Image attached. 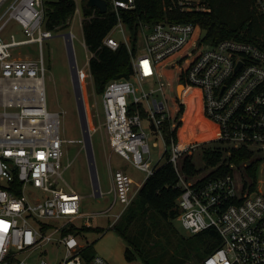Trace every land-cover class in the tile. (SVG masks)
I'll list each match as a JSON object with an SVG mask.
<instances>
[{
	"label": "built area",
	"instance_id": "built-area-1",
	"mask_svg": "<svg viewBox=\"0 0 264 264\" xmlns=\"http://www.w3.org/2000/svg\"><path fill=\"white\" fill-rule=\"evenodd\" d=\"M105 1L116 23L103 44L115 50L124 43L133 74L106 83L103 124L111 149L143 171L144 178L136 183L124 170L113 171V202L104 210L83 211V197L62 175L61 112L50 110L46 101L42 46L53 33L44 25V1L11 0L0 11V78L10 80L4 87L9 97L0 110V264H109L91 251L90 243L81 242L86 232L81 226L109 217L117 203L121 209L113 222L119 220L143 182L164 162L172 163L182 188L177 219L191 234L213 228L221 237V245L203 264H264V192L251 191L241 173L237 178L240 170L234 164L232 173L218 176L209 175L214 166L193 175L183 168L186 155L209 145L264 153V50L232 38L201 41L194 24L184 21H140L133 33L122 10L133 9L135 0ZM175 2L181 10L209 9L194 0ZM75 4L74 18L81 14L79 0ZM253 6L264 20V0H253ZM12 21L22 28V38L14 33L4 37ZM69 33L72 42L74 34ZM31 43L38 45V57L14 53ZM83 45L89 63L93 53ZM172 69L177 82L168 80L174 77ZM178 83L184 84L181 95ZM188 100L198 102L194 112L204 121L205 138L195 133L180 139ZM151 139L156 140L153 147H159L157 141L164 147L157 162L152 161ZM78 141L86 149L85 140ZM93 189L96 197L105 195L98 175Z\"/></svg>",
	"mask_w": 264,
	"mask_h": 264
},
{
	"label": "trees",
	"instance_id": "trees-1",
	"mask_svg": "<svg viewBox=\"0 0 264 264\" xmlns=\"http://www.w3.org/2000/svg\"><path fill=\"white\" fill-rule=\"evenodd\" d=\"M201 2L209 9L181 10L175 0H135V7L131 10H122V17L133 33L140 21L149 23L163 20L184 21L194 24L196 36L206 29L208 31L206 40L212 43L232 38L252 42L264 50V20L256 14L253 0H202ZM75 6V0L46 1L44 4L45 27L56 31L57 27L67 26V21L75 12ZM81 11L84 16L83 41L88 51L93 53L88 63L89 71L95 90L101 94L108 81L131 78L133 69L130 55L124 43L115 50L103 44V39L116 23V16L113 13L109 10L100 13L97 8L86 7L84 3ZM183 75L180 77L181 81H184ZM183 110L182 105L180 113ZM253 157L254 152L243 147L228 149L209 145L201 151L203 163L206 166L216 167L209 173L210 176L232 173L230 164L238 167L243 162L253 160L246 165L244 172L249 178L251 177L248 180L249 183L255 182L260 161V159L254 160ZM183 168L188 175L196 174L201 170L195 165L192 155L185 156ZM249 188L253 190L252 184ZM181 192L179 177L171 162L158 165L153 174L143 182L135 200L123 212L121 219L113 225V227L118 226V234L125 243L129 244L125 247L128 258L141 255L145 261L148 258L152 262L161 264L165 257L168 259L166 263L174 262V256H167L166 250L162 249V253L158 254V250L155 249L157 241H152V230L154 229L162 237L166 230L162 225H158L161 227L157 228L159 221L153 217L152 212L169 227L170 231L172 221L179 214L177 199ZM149 212L151 214H148ZM145 218H150V221L146 222ZM84 229L89 230V227ZM189 241L194 248L193 258L195 257L202 264L204 258L216 250L222 242L218 232L213 228L194 233ZM159 244L162 243L159 242ZM176 262L195 264L191 261L186 263L184 260Z\"/></svg>",
	"mask_w": 264,
	"mask_h": 264
},
{
	"label": "rangeland",
	"instance_id": "rangeland-1",
	"mask_svg": "<svg viewBox=\"0 0 264 264\" xmlns=\"http://www.w3.org/2000/svg\"><path fill=\"white\" fill-rule=\"evenodd\" d=\"M11 0H0V11L4 9ZM44 4L46 1L54 0H43ZM198 4H202V0H194ZM85 0H79L80 6ZM200 2V3H199ZM202 7V6H201ZM203 9V8H202ZM84 19L82 11L80 16L74 15L67 21V26L57 27L56 31H52V37L45 39L42 46V55L46 64V74L44 79L45 92H46V101L47 106L50 110L60 111L61 112V132L62 137L65 139L63 144L64 156L62 159L63 167V178L65 181L73 187L82 197V205L84 212H92L97 210L106 209L114 199L113 193L109 192L110 189V178L111 173L117 169H122L128 173L136 183H140L144 178V172L140 169L133 166L128 160L124 159L117 153H115L109 146V142L105 133V126L103 124V108H102V95L95 90L93 78L89 71V65L86 56V48L83 45V31L80 24V18ZM74 18V19H73ZM12 22L8 24L5 29L6 34L10 31H15ZM73 32L74 38L72 41V48L74 56L76 59L77 68L79 70V79L80 86L83 96L84 109L86 112L87 122L89 133L92 143V151L94 158V165L96 173L98 175L100 186L105 192V195L96 197L93 194V183L90 172V167L87 159L86 149L83 147V142L78 141L83 140V132L81 127V122L79 118L78 105L75 97L74 86L71 76L70 60L68 55V50L66 47L64 33ZM126 34H129L128 30L125 31ZM18 34V33H17ZM20 34V33H19ZM113 36L117 39L123 40V35L120 33H113ZM14 53L19 56L29 55L31 57L39 56L38 45L35 43L19 46L15 49ZM171 71V70H170ZM169 72V74H171ZM174 77H168L170 82H177V70L172 69ZM181 81V80H180ZM10 84V80L0 78V110L4 99L9 97L8 93L4 92V87ZM178 83L177 91L179 88ZM183 90V89H182ZM182 90L178 92L179 95L182 94ZM165 92L167 95L171 93L169 88L166 86ZM198 102L195 100L191 101V110H189V115H186L188 106L184 114L186 115L183 120L182 128L180 129V139L192 135H199L203 137L206 133V129L202 127L204 121H201V116L199 113H195L196 106ZM186 118V119H185ZM201 127V128H200ZM185 132H184V129ZM182 131L184 132L183 134ZM205 137V136H204ZM204 140V139H201ZM201 140H196L201 141ZM155 139L150 140V145L152 146L155 143ZM159 147L152 146V161H159L161 154L163 152V145L160 141H157ZM193 161L195 165L201 169L200 173L207 172L213 166H206L201 158V150L196 149L192 151ZM254 160L260 159L258 162L257 169V178L252 184L253 190L257 192H264V153H254ZM164 159L161 160L163 162ZM253 160H248L241 163L237 168L236 177H239L241 173L243 180L247 181L251 179L249 176L244 173L246 171V165H249ZM70 162L69 165L67 163ZM134 190L138 189L137 184L133 186ZM252 188V187H251ZM137 197V193L134 196V199ZM121 209V205L117 203L114 208L111 210V215L107 218H92L90 219V224H84L81 227L88 228L83 237L82 243H90L91 251L97 255L104 257L109 264H160L152 262L147 258L145 261L141 255H135L132 258H128L125 254V247L129 244L118 234V226H110L114 220V214ZM148 214H151L150 212ZM153 214V217L156 218L159 222L157 223V228L162 225L165 227V235L162 237L156 233L153 229V234L151 235L152 241H157L156 248L158 254L162 253V249L166 250L167 256H174V262H168L167 258L164 257V262L161 264H181L176 261L184 260L186 263L193 262L195 264H202L198 262L194 255V248L190 245L191 234L185 227L182 225L181 221L177 218L172 221V229L169 231V227L159 218L156 214ZM123 215V213H122ZM121 215V217H122ZM120 217V219H121ZM119 219V220H120ZM146 222L150 221V218H145ZM118 220L113 222L115 225ZM102 229L101 231L90 229ZM118 228V230H117ZM85 230V229H84ZM173 230V231H172ZM179 237V238H178ZM166 241V242H165ZM163 246H161L162 244ZM133 248V247H132ZM134 252V250H133ZM174 254V255H173Z\"/></svg>",
	"mask_w": 264,
	"mask_h": 264
},
{
	"label": "water",
	"instance_id": "water-1",
	"mask_svg": "<svg viewBox=\"0 0 264 264\" xmlns=\"http://www.w3.org/2000/svg\"><path fill=\"white\" fill-rule=\"evenodd\" d=\"M86 7L90 8H97L100 13H105L107 12V3L105 0H85L84 2ZM208 31L206 29H203L200 33V40H204L207 37ZM65 37V42H66V47L68 50V55H69V60H70V68H71V76H72V81H73V86H74V92H75V97L78 105V111H79V118L81 122V127H82V132H83V139L86 142V153H87V159L90 167V172H91V177H92V183L93 187L97 186V174H96V169L94 165V158H93V149L91 145V137L89 133V128H88V122H87V117H86V112L84 109V104L82 102V91L79 83V77H78V71L76 67V60L72 48V42L69 41L67 38L69 37L70 33L66 32L63 34ZM184 88V84L181 83L178 88V92H180Z\"/></svg>",
	"mask_w": 264,
	"mask_h": 264
},
{
	"label": "crops",
	"instance_id": "crops-1",
	"mask_svg": "<svg viewBox=\"0 0 264 264\" xmlns=\"http://www.w3.org/2000/svg\"><path fill=\"white\" fill-rule=\"evenodd\" d=\"M8 5V4H7ZM3 10V9H2ZM12 24H13V27L16 29L15 31H10L8 34L4 33V37L7 38L9 37V35L11 33H14L16 35V37L19 39V38H22L23 37V31H22V28L14 21H12ZM18 33V34H17ZM20 33V34H19ZM26 57H28L29 55H25Z\"/></svg>",
	"mask_w": 264,
	"mask_h": 264
},
{
	"label": "bare ground",
	"instance_id": "bare-ground-1",
	"mask_svg": "<svg viewBox=\"0 0 264 264\" xmlns=\"http://www.w3.org/2000/svg\"><path fill=\"white\" fill-rule=\"evenodd\" d=\"M189 110H191V103H190V100H188V110L186 111V115H189ZM185 115V116H186ZM186 119V118H185ZM184 129V132H185V129L186 128H183ZM183 131H182V133L181 134H183L184 133ZM200 136V135H199ZM204 136L206 137L207 136V134H204ZM201 137V138H205V137Z\"/></svg>",
	"mask_w": 264,
	"mask_h": 264
}]
</instances>
